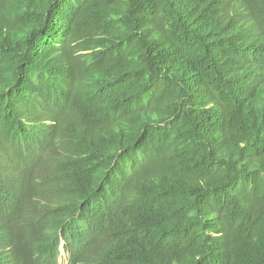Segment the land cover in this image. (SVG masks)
Returning <instances> with one entry per match:
<instances>
[{
    "label": "trees",
    "instance_id": "1",
    "mask_svg": "<svg viewBox=\"0 0 264 264\" xmlns=\"http://www.w3.org/2000/svg\"><path fill=\"white\" fill-rule=\"evenodd\" d=\"M245 1L236 32L224 0H0V175L34 148L36 218L86 215L67 264H264V103L243 63L264 56V0Z\"/></svg>",
    "mask_w": 264,
    "mask_h": 264
},
{
    "label": "clouds",
    "instance_id": "2",
    "mask_svg": "<svg viewBox=\"0 0 264 264\" xmlns=\"http://www.w3.org/2000/svg\"><path fill=\"white\" fill-rule=\"evenodd\" d=\"M224 2V5L220 4L217 18L239 32L246 24L244 10L247 2L245 0H224ZM223 42L227 43L228 39ZM254 56L253 51L250 54L244 53L243 63L250 64L251 68H256L257 74L259 73L253 81L254 89L251 96L264 103V56L258 54V61L254 60ZM37 161L38 152L34 148L33 151L30 148L26 149L21 154L18 165H14L13 171L0 175L2 180L0 264H6V255L10 259V264H67V260L77 262L88 239L90 237L94 239L90 233L85 235L87 229L77 232L67 229V226L75 220L86 217L74 208L66 207L57 211L55 207L53 213L60 214L47 225H43L36 218V213H42L48 205L47 200L41 199L36 194L33 185L34 179L38 178V173H34V162L37 167ZM67 213L72 214L67 216ZM38 223L41 224L32 227ZM79 224L85 225V223ZM77 242L78 245L75 247ZM82 263L88 264L81 259L79 264Z\"/></svg>",
    "mask_w": 264,
    "mask_h": 264
},
{
    "label": "bare ground",
    "instance_id": "3",
    "mask_svg": "<svg viewBox=\"0 0 264 264\" xmlns=\"http://www.w3.org/2000/svg\"><path fill=\"white\" fill-rule=\"evenodd\" d=\"M261 72H263V71H261ZM49 123H51V119H50V122ZM49 123L47 124V125H49ZM53 125V124H52ZM46 134H47V132H46ZM46 134H45V136H46ZM44 138V137H43ZM35 141H37V140H34V142ZM60 164H64L63 163V161H61L60 162ZM72 213H67L66 215L67 216H70ZM41 223H38V224H35V225H33L32 227H37L38 225H40ZM93 224H94V221H92V220H89L87 223H85V225H83V226H81V228H83L84 226H86V225H88V226H93ZM91 228V227H90ZM87 233H85V235H86ZM33 236V235H32ZM32 236L30 237V239L32 238ZM28 243V242H27ZM31 243V242H30ZM30 245V244H29ZM8 259H9V257L8 258H6V261L10 264V261H8Z\"/></svg>",
    "mask_w": 264,
    "mask_h": 264
}]
</instances>
